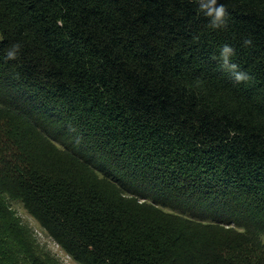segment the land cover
<instances>
[{"label":"trees","instance_id":"1","mask_svg":"<svg viewBox=\"0 0 264 264\" xmlns=\"http://www.w3.org/2000/svg\"><path fill=\"white\" fill-rule=\"evenodd\" d=\"M218 2L0 0V264H57L5 198L74 264H264V0Z\"/></svg>","mask_w":264,"mask_h":264},{"label":"clouds","instance_id":"2","mask_svg":"<svg viewBox=\"0 0 264 264\" xmlns=\"http://www.w3.org/2000/svg\"><path fill=\"white\" fill-rule=\"evenodd\" d=\"M199 12L209 19V27L213 30L226 29L229 20L230 13L223 3H219L218 0H195ZM253 41L251 38L243 40L242 47L252 46ZM22 48L20 43H14L8 50L6 59L16 60L18 54ZM236 55V50L229 44H224L219 50L220 69L230 72L232 78L236 84L246 83L252 79V77L240 66L233 62V57Z\"/></svg>","mask_w":264,"mask_h":264},{"label":"rangeland","instance_id":"3","mask_svg":"<svg viewBox=\"0 0 264 264\" xmlns=\"http://www.w3.org/2000/svg\"><path fill=\"white\" fill-rule=\"evenodd\" d=\"M4 203L10 208L12 212H14L19 224H21L22 226H24V224L29 226L32 231L33 239H35L36 243L42 250L50 254L55 263L74 264L70 260V258L65 255L64 252L59 248L56 242H53L51 239L47 238L46 235H44L45 233L43 234V231L39 228L37 223H35L34 220L25 212L20 203L11 201L6 198L4 199Z\"/></svg>","mask_w":264,"mask_h":264}]
</instances>
